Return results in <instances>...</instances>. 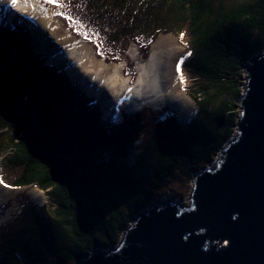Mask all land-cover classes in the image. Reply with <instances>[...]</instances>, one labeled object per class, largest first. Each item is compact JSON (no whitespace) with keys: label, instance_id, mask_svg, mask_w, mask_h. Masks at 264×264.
<instances>
[{"label":"trees","instance_id":"1","mask_svg":"<svg viewBox=\"0 0 264 264\" xmlns=\"http://www.w3.org/2000/svg\"><path fill=\"white\" fill-rule=\"evenodd\" d=\"M102 2L105 3L104 0ZM119 3L123 5L122 0H117V4ZM160 3V10L163 8L162 15L153 19L147 15L142 18L149 19L148 24L140 20L132 24L120 21V27L122 30L129 29V33L135 28L141 29L144 36L150 30L147 27L155 31L163 28L166 29L163 33H173L178 37L186 30L190 39L187 46L192 55L184 66L193 75L218 86L219 94L214 96L205 87L195 93L204 95V100L199 99L203 109L222 95L220 126L208 135L201 147L195 148L190 147L189 133H183L174 116L169 121L159 123L151 141L147 142V152L160 153L165 158L158 167L157 175L147 184L139 185V188H136V180L131 173L126 175V171L121 172L125 169L120 161L121 151L116 150L107 161L100 159V164H94V153L99 156L100 151L107 152L112 146H116L128 128H122L120 134H115L117 131L114 127L100 122L101 113L97 102L88 100L71 85L61 70L36 55L30 44V36L25 30L20 26L8 27L3 20L0 21V65L22 88L26 98L10 112L0 106V135L3 132L11 134L7 140V152L4 154L8 161L7 172L10 174L5 173L2 166L0 174L4 183L15 188L35 186L43 191L51 190L58 216L57 226L70 224V228L66 230L72 243L52 264H66L69 261L79 264L97 246L107 247L109 243L120 238L134 216L163 187L165 176L174 174L175 161L178 158L171 156L166 160L169 146L176 145L178 148L179 144L193 173L199 172L220 154L223 145L238 126L237 101L240 99L241 103L242 99L243 69L250 57L264 49V0H160ZM157 26L161 28H156ZM254 33L259 35L258 40L253 38ZM109 35V43L103 44L105 52L117 55L119 51H123L124 54L128 44L125 43L122 50H119L116 33L110 31ZM154 39L151 37V42L142 50L145 58ZM99 44L94 45L103 53V45ZM8 58L20 60L18 76L3 66V61ZM53 97L59 98L60 106H57ZM29 113L48 135L37 131L29 132L25 122V114ZM221 127L226 128V134L220 132ZM24 135L27 139L22 138ZM72 149L79 155L74 156L73 161L57 155H70ZM90 154L92 159L89 158ZM60 162L67 166L62 167ZM107 180H115L123 187L137 189L132 204L125 207L126 211L117 210L113 219H107L100 206L99 191L107 192ZM84 197L88 198L96 211V220L84 208ZM45 209L44 207L41 211ZM26 212V215L34 214V220L36 219V227L28 222L21 227L20 230L24 231L26 238L30 239L31 236L35 237L36 234L44 231L47 233L49 230L53 233L54 227L44 230L41 228L45 218L38 211L35 213L30 208ZM22 217L23 215L20 218ZM23 220L27 221V216ZM115 221L118 223L114 224ZM97 231H100L104 240L102 236L96 235ZM18 236H22V233ZM27 249L28 254L21 255L23 264H34L33 259L41 264L42 259H38L35 251ZM13 253L19 252L14 250Z\"/></svg>","mask_w":264,"mask_h":264},{"label":"rangeland","instance_id":"2","mask_svg":"<svg viewBox=\"0 0 264 264\" xmlns=\"http://www.w3.org/2000/svg\"><path fill=\"white\" fill-rule=\"evenodd\" d=\"M102 1L103 0H57V3L63 5V7L58 8L56 4L44 3V0H32L33 4L35 3L38 5L43 12H47L48 17L50 16V32L57 38L56 42L59 48L68 47L69 52L71 49L74 51L75 49L78 50V55L87 57V59L84 60L85 65L90 66L92 63L95 65H91L93 69H96L101 65L100 62L108 67L109 65L111 67L112 65L121 63L124 65L123 75L131 78L133 82L138 79V75H136L137 63L147 61L153 49H157L158 51L163 50V55H166L169 51V53L172 54L171 65L169 67L171 78L170 84L178 94L182 95V99L185 100V103L182 100H179V104L176 107L171 105L145 106L140 111L133 112L130 108L124 106V100L122 99L121 101L113 102L112 105H108V99L97 101L94 98L89 97L85 92V87L90 82L89 76L78 75L75 79L69 76L67 67L70 65L69 63L74 62V60H66L63 64L60 63V65H58V63H56L58 57L55 50L52 49V45L40 43L38 35L35 34L36 32L27 27L26 23H28V19L32 17L31 14L26 13V15H21L20 12L18 14V12L14 11L16 16L13 15L15 20L12 24L14 26H20L28 33L31 39V47L36 55L42 57L47 64L61 70L67 76L71 85L81 91L88 100L93 99L97 102L98 110L101 113L99 118L100 122L104 123V125L106 124L114 127L113 129L117 131L114 132L115 134H120L123 130L122 128H128L126 133L120 138V141L116 143V146H112L107 152L102 153L100 151L99 156L95 155L96 152L94 153L93 157L96 158L94 164H100L102 159L107 161L108 157L114 154L116 150L121 151L120 154L122 159H120V161L122 167L125 168L121 172L126 171V175L131 173L133 175L132 177L136 180L135 186L137 188L139 185H145L150 182L157 175L158 167L164 161V155L162 156L160 153L154 154L147 152V142L151 141V136L154 134L155 130H157L159 123H163L166 120L169 121L168 119H171L172 116H174L183 133H189L188 135L190 138L188 141L190 147L194 146L195 148H199L204 144L208 135L220 126V102L222 100V95H220L221 97L217 98L215 101L213 100V102L207 105L204 109L202 108L199 99L204 100V95H199L195 92H197L198 89L205 87L209 94L214 96L218 93L219 88L208 80L193 75L189 69L187 70L186 65L184 66V63L186 64L189 57L187 54L190 52L187 46L190 39L186 35V30L182 31L184 34V40L181 42L180 37L173 33H163L166 29L159 26L156 28L161 29L156 31L155 29L147 27L146 29H150L146 32L147 36L143 35L145 33H143L141 29L136 30L135 27V29L131 30V33H129V29H121L120 21L125 24H132L133 22L140 20L143 23L148 24L150 22L149 19H142L146 15L151 19L158 15H162L163 8L160 10V0H122L123 5L120 3L117 4V0H104L105 3ZM4 6H6V4H3V6L0 7V21L4 16H8L9 18L12 16H10V13H7L9 12V9H5L6 12H4ZM58 12H62L64 15H57L56 13ZM67 16H70L72 19H66L65 17ZM4 21L7 22L6 17ZM6 25L11 27V23L9 22L6 23ZM110 31L117 35V42L120 46L119 50H122L125 43L128 44L124 54L123 51H119V54L117 55L105 52L104 45L109 43L108 39ZM82 32L87 35V38L80 34ZM252 36L256 40L259 39V35L256 33ZM151 37L155 39L148 49L147 58H145L142 54V50L145 49L148 42H151ZM98 43H100L99 45L104 44L101 47L103 53L95 47L94 44ZM113 45L116 46V43H113ZM261 51L264 52V49ZM120 52L122 53L121 55ZM75 57L78 59L77 56ZM181 59H183V64L180 65V69L185 78V83L180 82V73L177 72V65ZM19 61L20 60H11L8 58L3 61V66L18 76L20 68ZM107 72L108 71L105 72V75ZM247 77L246 71L243 69L241 97L246 90L245 85ZM53 98L57 106H60L59 98ZM237 105L240 115L242 112V100L240 103L239 99ZM25 117L29 132L37 131L38 133L48 135L47 131L33 120L31 113L25 114ZM219 130L222 134L227 133L226 128L222 129L221 127ZM237 134L238 129L236 128L227 142L233 141L237 137ZM10 135V133L8 134L6 132H3V134L0 135V168L1 166L4 167L3 170L5 173L7 172L6 163L8 161L3 156L7 152V140ZM227 142L225 144H227ZM176 147V145L169 146V154L166 153V160L171 156L178 158L176 161L174 160V174L170 175L166 173L167 175L165 176L163 187L158 189L154 198L143 209L150 208L154 203H186L189 201L194 186V178L198 172L193 173L191 165L186 160L183 148H180L181 146L179 144L178 148ZM57 155L59 157L65 156L69 161L75 160L74 156H79L78 154L76 155L75 149H72L70 155L65 153H58ZM89 158L92 159L91 154ZM217 158L218 155L210 164L205 165L202 170H199V172H202L214 164ZM7 174L9 175L10 173L7 172ZM1 186L4 189V193L0 199V264H23L21 255L28 254L29 250L27 248L35 251L34 254L38 256V259H42L41 264H52L57 257L71 247L72 243L66 230L70 228V224L65 226L62 225L60 227L57 226L58 223L56 220L58 216L56 215L57 210L55 209V203L51 196V190L43 191L35 186H27L23 188H5L3 184H1ZM106 188H108L107 192L99 191L101 200L100 206L104 211L105 217L107 219H113L117 214V210L126 211L125 207L132 204L136 197L137 189L134 190L123 187L119 183H116L115 180H107ZM6 191L9 192L7 195L5 194ZM37 191L38 195H41L39 199H36L33 196ZM75 192L78 191L76 190ZM83 203L87 212L89 211L92 218L96 220V211L87 197H84ZM44 207L46 208L45 211H41ZM30 208L33 209V212L36 213L38 211L40 215L44 216L45 222L42 223L41 228L44 230L45 228L47 229V227H54L53 233L49 230L47 233L44 231L36 234L35 237L31 236L30 239L25 237L27 235H24V231L20 230L21 227H24L25 222L36 227V219L34 220L35 215H26L28 212H26V209L28 210ZM142 211L143 210H140L138 214ZM138 214L134 216L127 228L130 227ZM19 215L20 217L23 215V217L20 218L18 217ZM26 216L28 220L24 221L23 219L26 218ZM46 218H48L47 221ZM117 223L118 221L114 222V224ZM126 230L120 235L118 240L109 243L107 247L102 248L97 246L90 255L96 250L110 251L116 249L125 237ZM21 233L22 236L19 237L18 235H21ZM96 235L102 236L100 235V231H97ZM102 240H104L103 236ZM14 250H17L19 253H13ZM36 260L33 259L34 264H38ZM66 264L73 263L69 261V263L67 262Z\"/></svg>","mask_w":264,"mask_h":264},{"label":"water","instance_id":"3","mask_svg":"<svg viewBox=\"0 0 264 264\" xmlns=\"http://www.w3.org/2000/svg\"><path fill=\"white\" fill-rule=\"evenodd\" d=\"M245 71L237 137L195 175L189 201L143 209L116 249L79 264H264V52ZM25 100L0 65V106L10 112Z\"/></svg>","mask_w":264,"mask_h":264},{"label":"bare ground","instance_id":"4","mask_svg":"<svg viewBox=\"0 0 264 264\" xmlns=\"http://www.w3.org/2000/svg\"><path fill=\"white\" fill-rule=\"evenodd\" d=\"M2 4L11 5V0H0V5L3 6ZM3 9L4 12L8 10L6 7ZM14 11L18 12V14L20 12L21 15L31 14V18L26 16L29 18L28 23H26L27 27L36 32L35 34L38 35L40 43L52 45L51 47L55 50L58 57L56 59L58 65L60 63L63 64L66 60H74L67 67V72L71 78L75 79L78 75L89 76L90 82L85 87V92L89 97L97 101L108 99V105H112L113 102L121 101L122 99L124 100V106L130 108L133 112H138L145 106L171 105L176 107L179 104V100L185 103L182 95L178 94L170 84L169 67L172 54L169 51L166 55H163V50L153 49L147 61L137 63L138 79L131 82V78L123 75L124 65L121 63L111 67L109 65L108 67L100 62L101 65L93 69L91 66L93 63L90 66L85 65L84 60L87 57L78 55V50L75 49L74 51L71 49L69 52L68 47L59 48L56 42L57 38L50 32V16L48 17L47 12H43L38 5L33 4L32 0H18L17 6H12L9 12ZM48 41L51 42L49 43ZM106 71L108 72L105 75ZM3 193L4 189L0 184V199ZM8 193L7 191L5 192L6 195ZM33 196L36 199L41 197V195H38V191Z\"/></svg>","mask_w":264,"mask_h":264},{"label":"snow or ice","instance_id":"5","mask_svg":"<svg viewBox=\"0 0 264 264\" xmlns=\"http://www.w3.org/2000/svg\"><path fill=\"white\" fill-rule=\"evenodd\" d=\"M17 3H18V0H11V5L13 6V7H16L17 6ZM44 3H53V4H56V6L58 7V8H61V7H63V5H61V4H59V3H57V0H44ZM57 15H64V13H62V12H58V13H56ZM66 19H69V20H71L72 18L70 17V16H67V17H65ZM82 27V26H81ZM81 35H84L85 36V38H87V35L85 34V33H80ZM180 39H181V42H183V40H184V34L183 33H181L180 34ZM188 56H191L192 55V53L191 52H189L188 54H187ZM183 64V59H181L180 60V62H179V64L177 65V72L178 73H180V75H179V80H180V82L181 83H185V78H184V76H183V74H182V72H181V69H180V65H182ZM0 184H3V186L5 187V188H11L12 186L11 185H9V184H7V183H4V181H3V179L2 178H0Z\"/></svg>","mask_w":264,"mask_h":264},{"label":"flooded vegetation","instance_id":"6","mask_svg":"<svg viewBox=\"0 0 264 264\" xmlns=\"http://www.w3.org/2000/svg\"><path fill=\"white\" fill-rule=\"evenodd\" d=\"M3 157H5V158H6V155H5V156H3Z\"/></svg>","mask_w":264,"mask_h":264}]
</instances>
